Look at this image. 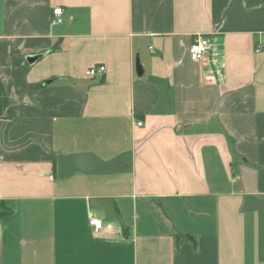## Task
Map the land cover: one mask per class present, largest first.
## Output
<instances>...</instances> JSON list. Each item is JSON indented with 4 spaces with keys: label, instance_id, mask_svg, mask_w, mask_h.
I'll use <instances>...</instances> for the list:
<instances>
[{
    "label": "crops",
    "instance_id": "obj_1",
    "mask_svg": "<svg viewBox=\"0 0 264 264\" xmlns=\"http://www.w3.org/2000/svg\"><path fill=\"white\" fill-rule=\"evenodd\" d=\"M0 202V264H264V0H0Z\"/></svg>",
    "mask_w": 264,
    "mask_h": 264
},
{
    "label": "water",
    "instance_id": "obj_2",
    "mask_svg": "<svg viewBox=\"0 0 264 264\" xmlns=\"http://www.w3.org/2000/svg\"><path fill=\"white\" fill-rule=\"evenodd\" d=\"M40 55L27 56L29 62H34ZM138 73L141 72L137 63ZM51 80H47L49 83ZM124 164L120 161H103L93 153L59 154L56 157V175L58 178L69 176L77 171L88 174H115L123 170ZM91 208L103 213L105 219H113L123 224L122 218L115 210L111 197L89 198Z\"/></svg>",
    "mask_w": 264,
    "mask_h": 264
},
{
    "label": "built area",
    "instance_id": "obj_3",
    "mask_svg": "<svg viewBox=\"0 0 264 264\" xmlns=\"http://www.w3.org/2000/svg\"><path fill=\"white\" fill-rule=\"evenodd\" d=\"M61 13H62L61 7L58 6V7L53 8L51 22L55 24L60 23ZM208 49H209L208 37L203 34H195L192 37V40L188 46L189 58L192 61L200 62L205 56V54L208 52ZM259 50H260V46L256 48V51H259ZM105 71H106V68L103 64H97V65L87 68L85 71V74L90 77H95V76L101 77L105 74ZM138 124H141V123L138 122ZM89 220H90L91 225L94 227V230H99L101 228V225H102L101 219L91 215L89 217Z\"/></svg>",
    "mask_w": 264,
    "mask_h": 264
},
{
    "label": "trees",
    "instance_id": "obj_4",
    "mask_svg": "<svg viewBox=\"0 0 264 264\" xmlns=\"http://www.w3.org/2000/svg\"><path fill=\"white\" fill-rule=\"evenodd\" d=\"M1 206L3 207V212H0L1 214L2 213H7V212H10V210L8 208H6L5 206H3V203L0 202Z\"/></svg>",
    "mask_w": 264,
    "mask_h": 264
}]
</instances>
